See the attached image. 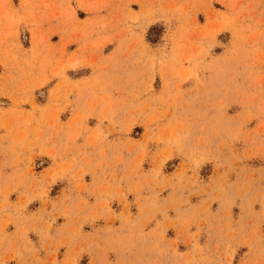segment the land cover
Here are the masks:
<instances>
[{
	"label": "rangeland",
	"instance_id": "obj_1",
	"mask_svg": "<svg viewBox=\"0 0 264 264\" xmlns=\"http://www.w3.org/2000/svg\"><path fill=\"white\" fill-rule=\"evenodd\" d=\"M0 264H264V0H0Z\"/></svg>",
	"mask_w": 264,
	"mask_h": 264
}]
</instances>
